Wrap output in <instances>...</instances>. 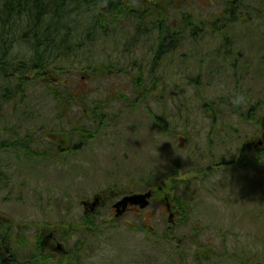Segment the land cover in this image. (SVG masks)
<instances>
[{
	"label": "rangeland",
	"instance_id": "obj_1",
	"mask_svg": "<svg viewBox=\"0 0 264 264\" xmlns=\"http://www.w3.org/2000/svg\"><path fill=\"white\" fill-rule=\"evenodd\" d=\"M134 1L141 7L147 0ZM154 1L168 10L148 15L159 16L166 31L190 20L194 44L181 39L173 54L156 58L158 28L138 30L136 13L116 25L108 17L107 32L86 38L60 61L62 70L15 81L23 92L0 104V144L31 129L67 137L59 141L66 149L47 140L31 156L13 145L0 148V180L16 184L0 192V210L22 217L28 201L40 217L43 196L51 195L50 220L66 216V207L78 219L88 197L151 188L160 195L169 178L165 192L181 206L174 232H148L146 243L144 235L105 228L99 264H264V147L242 149L264 139V0H247L253 18L246 23L226 19L235 0ZM237 97L243 101L234 103ZM85 109L105 117L101 126L85 118ZM83 126L95 137L80 146ZM225 160L241 162L226 167Z\"/></svg>",
	"mask_w": 264,
	"mask_h": 264
},
{
	"label": "flooded vegetation",
	"instance_id": "obj_2",
	"mask_svg": "<svg viewBox=\"0 0 264 264\" xmlns=\"http://www.w3.org/2000/svg\"><path fill=\"white\" fill-rule=\"evenodd\" d=\"M149 1L143 2L144 6L140 4L141 7L139 8L143 9L144 15L151 13L149 9H155L162 15L168 10L163 3H149ZM128 6L133 9L138 7L136 4H128ZM183 20L177 23L172 22L174 29L170 31L169 28L168 31L174 32V34L158 35L156 58L173 54V49L181 42V39L182 42L195 43L197 35L194 36V31H190L191 27H193L191 26V22L186 24ZM176 29L178 32H181V35H177ZM185 31L189 32L188 35H185ZM139 81L141 82V79ZM115 97L117 96L115 95ZM90 111L85 109V118L95 123L96 127L101 126L100 120H103L105 117L99 118L98 115L92 113V110ZM235 112L237 114L238 111L235 110ZM3 118L4 116H0V128L6 127V122L3 125ZM83 128L85 127L83 126ZM37 134H41V132L35 133V131L30 129L29 132L21 137L20 132H18V140L14 141L12 139L10 140L11 142L4 141L1 144H10L9 146H5V148L13 145V148L17 147L19 150L25 151V154L28 156L39 153L40 150L35 149V145H44L45 140L50 141L51 143L49 142V144L51 145L56 144L54 148L66 149L61 143L65 142L67 137L60 138L59 135L52 137L50 133L45 132L43 138L37 136ZM93 137L95 135H91L89 138ZM81 138L80 146L83 145V139H85L83 134H81ZM3 147V145L0 146V148ZM263 147L264 142L261 144L259 140L258 145L252 144L251 146L242 147V149L257 150ZM240 162H235L236 164H234L233 161L225 160L221 165H226V167L228 165H236L237 167L240 165ZM167 179L162 180L158 186L160 195H157L153 188L150 189L152 190V195L149 198V203L145 205L135 201L121 202L126 197L146 193L147 190H134L122 196H105L98 193L91 200L88 197L82 201V213L76 215L79 222L77 218L71 217V211H69L68 207H66V216L62 215L58 221L53 222L50 220L51 218L48 217L50 212L47 211V208H50L48 200L51 195L43 196L45 202L40 206V217L31 215V204L28 201H26L28 212L22 217H18L16 212L13 213L15 209L7 211V213L2 212L0 201V264H99L98 240L100 239V231L105 228L111 232H131L133 234L144 235L146 243L148 242V232L157 236L161 232V228L167 227L166 232L172 234L178 226L176 218L181 213V206L173 194H166L164 187L168 185ZM9 183L4 184L0 180V192L8 191L12 185H16L12 181ZM17 187L22 186L19 184ZM19 190H17L18 193L23 191ZM31 198L32 196L28 197L29 202H31ZM21 199V195L19 194L18 209H20L21 201H23ZM70 201V206H75L74 201ZM154 202L156 203V207H150ZM59 209H62V203H60Z\"/></svg>",
	"mask_w": 264,
	"mask_h": 264
},
{
	"label": "trees",
	"instance_id": "obj_3",
	"mask_svg": "<svg viewBox=\"0 0 264 264\" xmlns=\"http://www.w3.org/2000/svg\"><path fill=\"white\" fill-rule=\"evenodd\" d=\"M129 3L135 4V1L0 0V104L17 95L21 96L22 86L15 82L17 79L24 81L26 75L32 71L38 76H45L50 69L62 70L60 61L79 51L86 38L91 42L97 33L107 32L110 19L116 25L125 17L136 13L139 17L137 23L142 21L139 23L140 27H137L138 30L151 23V27L147 29L156 27L161 35L174 34L166 31L167 27L159 16L157 20L150 15L146 17L143 9L128 7ZM96 10H99L100 15L92 18V13ZM224 11L230 14V18H226L230 23H246L253 18L247 0L228 1ZM258 13L259 17L262 16L261 10ZM183 21L186 24L190 22L186 18ZM175 31L181 34L177 29ZM135 84L140 86L138 80ZM78 131L85 138L91 136L87 134L86 128ZM201 255L203 257L204 251Z\"/></svg>",
	"mask_w": 264,
	"mask_h": 264
},
{
	"label": "water",
	"instance_id": "obj_4",
	"mask_svg": "<svg viewBox=\"0 0 264 264\" xmlns=\"http://www.w3.org/2000/svg\"><path fill=\"white\" fill-rule=\"evenodd\" d=\"M183 142V140H182ZM263 140H260V143L263 144ZM152 195V191H148L147 193H144V194H134L132 195L131 197H126L123 199V202H126V201H135V202H141L143 203V205H145L146 203H149V198L151 197Z\"/></svg>",
	"mask_w": 264,
	"mask_h": 264
},
{
	"label": "clouds",
	"instance_id": "obj_5",
	"mask_svg": "<svg viewBox=\"0 0 264 264\" xmlns=\"http://www.w3.org/2000/svg\"><path fill=\"white\" fill-rule=\"evenodd\" d=\"M243 101V97H237L234 99V103H240Z\"/></svg>",
	"mask_w": 264,
	"mask_h": 264
}]
</instances>
